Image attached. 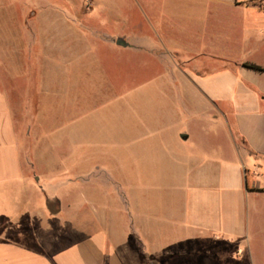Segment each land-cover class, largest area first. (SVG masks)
<instances>
[{"label":"crops","instance_id":"0c3cea01","mask_svg":"<svg viewBox=\"0 0 264 264\" xmlns=\"http://www.w3.org/2000/svg\"><path fill=\"white\" fill-rule=\"evenodd\" d=\"M135 2L147 27L131 32L129 46L164 51L197 123L171 135L176 149L162 157L165 174L146 173L151 187L119 186L124 202L112 219L91 210L83 190L75 213L27 181L10 101L24 97L15 78L25 45L0 8V264H196L203 241L243 233L249 199L264 185V71L244 66L264 68V0ZM76 11L66 31L75 32Z\"/></svg>","mask_w":264,"mask_h":264},{"label":"rangeland","instance_id":"374dc122","mask_svg":"<svg viewBox=\"0 0 264 264\" xmlns=\"http://www.w3.org/2000/svg\"><path fill=\"white\" fill-rule=\"evenodd\" d=\"M71 6L78 13L73 33L65 29ZM0 8L25 45L21 76L13 75L24 97L11 92L10 101L27 181L57 192L75 213L83 190L89 208L112 219L124 202L119 186L145 189L147 172L165 174L162 157L176 149L171 135L197 123L173 81L177 66L163 50L116 43L129 44L138 27L146 34L135 0H0ZM255 192L243 233L203 241L196 264H264V185Z\"/></svg>","mask_w":264,"mask_h":264},{"label":"trees","instance_id":"16d2710c","mask_svg":"<svg viewBox=\"0 0 264 264\" xmlns=\"http://www.w3.org/2000/svg\"><path fill=\"white\" fill-rule=\"evenodd\" d=\"M245 67L256 70V71H264V68L256 66V65H249V64H244Z\"/></svg>","mask_w":264,"mask_h":264},{"label":"water","instance_id":"95a60500","mask_svg":"<svg viewBox=\"0 0 264 264\" xmlns=\"http://www.w3.org/2000/svg\"><path fill=\"white\" fill-rule=\"evenodd\" d=\"M116 43L118 45L123 46V47L129 46V44L126 41H124L123 39H117Z\"/></svg>","mask_w":264,"mask_h":264}]
</instances>
